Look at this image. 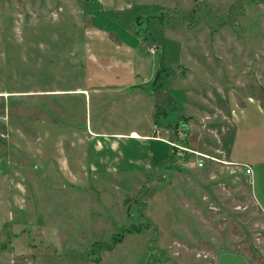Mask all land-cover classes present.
<instances>
[{"label": "rangeland", "instance_id": "1", "mask_svg": "<svg viewBox=\"0 0 264 264\" xmlns=\"http://www.w3.org/2000/svg\"><path fill=\"white\" fill-rule=\"evenodd\" d=\"M134 50L159 77L127 85ZM188 97L224 108L227 158L264 161V0H0V264H224V248L264 264V215L232 163L130 135L185 139Z\"/></svg>", "mask_w": 264, "mask_h": 264}, {"label": "crops", "instance_id": "2", "mask_svg": "<svg viewBox=\"0 0 264 264\" xmlns=\"http://www.w3.org/2000/svg\"><path fill=\"white\" fill-rule=\"evenodd\" d=\"M128 51L131 53L133 50H130L128 48ZM134 51H136V50H134ZM135 53L137 55L135 58L132 59L131 57H129L125 61L122 62V63H124L130 67L129 72L131 74V77H132V75L135 77L134 78L135 80L133 82H129L130 84H127V85L138 86L139 81H136L138 79L136 76L141 77V78H139V79H141L140 82L150 83L151 80L157 78V75H158V73H156L157 68L154 66L153 63H151L150 61H147L145 59L144 56H146V55L138 53V51H136ZM99 64H102V63L99 62ZM142 71H143V73H142ZM186 73H187V71L186 72H180L179 75L177 74L178 76L174 77V79L180 77L181 75L183 76L182 78H184L185 77L184 75ZM108 89H111V88H108ZM117 89H119V88H117ZM154 90H155V88L153 90H151V91H153V92H151V94H154ZM188 95L190 97V91H188L187 96ZM163 96L166 99L167 98L171 99V102L174 104V106H179L178 100L175 98V95L172 96L171 91L164 90ZM189 97H188V99H184L183 104H182L186 114H182V116L179 118V120L183 124L185 123V136H186L185 139H180V141L183 144L185 143L186 145L188 143H190V145H189L190 148L197 150L199 152H205V153L209 152L212 155L220 152L223 155L222 157H223V159H225L226 162L232 163L235 166V168H237L238 171H235V172H237V175L236 174L235 175L242 178V180L245 183L247 181H249L250 188L252 191V196H253L254 200L256 201L257 205L259 206V208L261 209V211L263 212V215H264V161H261L260 159L254 158L251 161L252 163L251 162L241 163L240 159H238V158H233V159H232V157L227 158L226 153H225L226 151H225L224 147L223 146L220 147L223 140H222V138H220L221 137V134L219 133L220 130L218 129V126L216 124L220 120V119L219 120L217 119V121H216V117H218V112L222 113V119H221L222 122L225 121V116H228L227 113L225 114L224 108L210 103V105H209L210 110H209V108H206L205 106L198 105L200 102L198 104H197V102H195V104H194V101L191 100ZM156 99L157 98L155 97V100L151 101V107H150L153 110L154 118H156V115L158 114V110H160V107L162 104V102H160ZM207 101H208L207 99H204V102H207ZM211 111H214V112H211ZM225 125L224 124L221 125L222 131L225 130ZM153 126H155V124ZM171 129L172 128H167V129L165 128L164 132H166L168 130L171 131ZM149 131H145L142 133H137L136 131H132V133L130 135H133L135 137H139L142 139L154 138L151 136L153 134H151ZM197 131L199 132V134H201V133H203L204 135L205 134H207V135L211 134L209 136H212V138L211 137L207 138L208 145H210L209 150L204 151L201 148H199L198 146H196V144H197L196 137L194 136L195 137L194 138L193 135L196 134ZM171 134H172V131H171ZM149 166L150 165H148V167ZM247 166H249L251 168L250 173H246V171H245ZM214 173H215V171L209 169V173L206 174V175H209L208 177L214 185L211 190L204 189L199 184V183H201L200 181H203L202 183H204L205 181L209 180L207 178V176L203 173H200V172L196 175L197 179H198V181H197L198 183L196 184V188L199 190V192L200 191L203 192L201 195V200H203V201L205 200L206 202L208 201V204L205 205L204 207H206V209L212 211L210 213L207 212V214L203 215L201 218H203V220H204L203 222L211 224L212 229H213L214 220H215V216H216L214 210L216 208L220 207L219 203L216 202V195H215L216 193H214L215 192L214 191V187H215V183H214L215 174ZM173 175H174L175 181H178L180 178L183 179L186 176V174L183 173V169H175ZM158 176H160V175H158ZM203 176H206L205 180L203 179ZM221 179H222L221 181L224 182L227 178L222 177ZM190 181H192L191 178H190ZM190 199H191L192 203L197 202L195 197H193V198L191 197ZM196 208H197L198 212L204 211L202 208V205L196 204ZM195 239H200V238L196 237ZM212 239L214 240V237H212ZM207 251L209 253L213 254L212 249L209 250L207 248ZM222 254L224 255V257H223L224 264H226L225 259L227 260L231 256H236V257L238 256L239 258H241L243 256L241 254L235 253L230 248L229 249L224 248L222 250ZM215 264H216V262H215ZM217 264H222V262L219 261V257L217 258ZM253 264H259V263L257 260H255V263H253Z\"/></svg>", "mask_w": 264, "mask_h": 264}, {"label": "built area", "instance_id": "3", "mask_svg": "<svg viewBox=\"0 0 264 264\" xmlns=\"http://www.w3.org/2000/svg\"><path fill=\"white\" fill-rule=\"evenodd\" d=\"M160 48V44L154 43V42H150L149 45V49L150 51L153 53L155 52L157 49L159 50ZM173 128L171 129V131H166L164 132L163 129L161 127H157V125L154 126V130H153V135H151L152 137L155 138H160L163 140L168 141L174 148H178L181 150H184L185 153L189 152L190 154H194L196 155V161L198 165H204V162L212 159V160H218L217 157H215L214 155H211L209 153H205V152H199L197 150L188 148L183 146V143L181 141H177L176 138L174 136H176V134H179V129L177 125L172 126ZM162 133H166L165 136H162ZM246 173H250L251 172V168L249 166L246 167L245 169Z\"/></svg>", "mask_w": 264, "mask_h": 264}, {"label": "trees", "instance_id": "4", "mask_svg": "<svg viewBox=\"0 0 264 264\" xmlns=\"http://www.w3.org/2000/svg\"><path fill=\"white\" fill-rule=\"evenodd\" d=\"M159 76V75H158ZM160 112V110H158V113Z\"/></svg>", "mask_w": 264, "mask_h": 264}]
</instances>
